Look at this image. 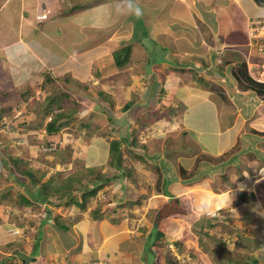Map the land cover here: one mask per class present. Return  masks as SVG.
I'll use <instances>...</instances> for the list:
<instances>
[{
  "label": "crops",
  "instance_id": "obj_1",
  "mask_svg": "<svg viewBox=\"0 0 264 264\" xmlns=\"http://www.w3.org/2000/svg\"><path fill=\"white\" fill-rule=\"evenodd\" d=\"M18 1L0 0V12L10 15ZM77 1L28 0L18 42L8 43L4 52L6 62L49 60V68L67 73L74 83L84 82L93 66L95 78L113 77L110 87L125 100L122 111L130 110L133 117L129 126L116 116L117 126L107 133L114 139L133 135L134 155H124L130 176L119 177L110 167L114 187L100 188L99 202L94 199L84 209L71 204L61 214L59 204L48 198L39 210L50 217L38 222L33 247L37 241L39 255L33 257L32 247L18 243L24 225L15 222L21 203L17 194H28L3 173L0 188L11 189L5 198L0 191V264H32L28 257L37 264L39 259L42 264H143L139 258L145 244L155 255H166L168 259H157L161 264L163 259L169 264H243L250 257L264 264V97L239 88L234 78L246 56L260 61L248 45V25L264 19V5L255 0H129L142 9V21L134 23L124 0H97L70 13L93 0ZM65 2L70 11H63ZM40 14L46 18L37 19ZM3 25L10 29L9 20ZM126 45L128 61L117 67L113 53ZM86 148L83 157L90 162L85 167L107 164L108 141L95 137ZM95 203L101 205L97 218L91 215ZM55 218L67 230L56 227ZM157 231L162 248L154 243ZM226 233V253L216 257L211 247V260L202 247L212 239L221 249ZM199 235H206V244ZM168 242L180 260L168 252Z\"/></svg>",
  "mask_w": 264,
  "mask_h": 264
},
{
  "label": "rangeland",
  "instance_id": "obj_2",
  "mask_svg": "<svg viewBox=\"0 0 264 264\" xmlns=\"http://www.w3.org/2000/svg\"><path fill=\"white\" fill-rule=\"evenodd\" d=\"M93 1H90V2L92 3ZM27 2L28 0H19L18 3L15 5V9L13 10V13H11L10 15L7 12L4 13L3 10H1L0 12V121H1L0 130L4 132L5 134H7V136L5 137L2 136L0 138L1 150L3 149L5 152H7V154L17 156V155H23L24 152H28L27 147L29 148V146H30V149L35 148L34 146H32V144H35L36 141L40 142L39 146L43 144L42 141H43L44 135L42 133V128H43V123H44L43 118L45 115L44 111H46L47 107L53 108L52 113L58 111L57 107H54V106L51 107L49 105V103L47 102L48 99H52V100H55V98L58 99L59 102L64 105L63 110L66 116L70 114V106L76 107L79 109L78 112L74 113L73 115L74 119L72 120L73 122H71V124L77 125L78 123L82 121H90V118L92 116L95 117V120H96L95 122L98 125V127L94 125L95 123L93 124L90 123L91 128H93L92 131H90V133L88 132L85 133L86 129H82L81 130L82 134H78V132L75 130V126H70V122H69V125L66 127V129L59 132L60 136L56 137L55 140L53 139L52 140L58 142L62 138H68L70 136L69 135L70 131L73 134H77V135H75L74 137L70 136V141L69 142L66 141V143H63L64 145H58L61 147L59 151H56V153H53V152H44L42 150L44 154L37 155L36 158L27 157L28 165L30 168L32 169L35 168L36 170H39V171H43V170L48 171L47 172L48 175L46 176L44 175V177L42 178V181L48 180L49 178L47 176L49 177L54 176L56 178L55 182L58 181L59 184H61L60 182L61 181L63 182L64 180H66V183H67L68 178L69 179L71 178V180L75 179L74 182L70 181V184H69L70 186L67 185L65 186V188H69V191L75 188L74 191H72V197L76 198L78 201L80 200L81 202L80 191H75L79 182L81 183L82 180H83V183H86L89 181L90 183L93 182L92 180L96 178V173H100L102 177L111 176L115 173L111 170L108 163L102 167L100 166L89 167L93 171L88 173L87 172L88 169L87 167H85V165L87 164V162L89 163L90 161L88 159L85 161V158L83 157L84 153H80V152L83 151L82 149L86 150L87 149L86 146L89 140L90 139L92 140L95 137H100L102 140H105V141H110L114 139V134L109 135L107 133V131H109L111 127L117 126L116 119L114 118L116 116L118 118H120V116H123L125 118V121H128V125L130 126L131 125L130 119H132L133 117L132 116L133 112L131 111L132 113L130 114V110H127L126 112L122 111L125 100H122L121 98H119L118 93H116V90L114 92V88L110 87L111 85L110 81H113L114 78L110 77L109 80H107L108 77L95 78V76L93 75L95 71V66H93V69L91 70V72H89L86 78L84 79V82L86 81V83H84L83 80L79 81L78 83L76 82L74 83L71 80L72 78L70 79L68 78L69 75L67 73L60 74L58 71H56V69H54V67L49 68V66H51L49 60L40 59V61H38V64L36 63L34 65L32 64L24 65L23 64L24 60L22 59L19 60V58H17L16 60L13 59L10 62H6L4 52L6 51V49H8L7 48L8 43L14 44L18 42L16 34H18L20 30L19 19L20 17L25 16L24 12H26V10H28L30 6L27 4ZM76 2H79V1L70 0L69 3L73 4ZM128 2L129 0H124V3L126 5ZM69 3H66V5L63 4L64 6L63 11H67L70 8ZM20 6H21V9H20ZM53 11H54V8H53ZM57 14L61 15L60 6H59V9H57ZM7 15L12 16V17H10L9 19L8 17L5 18ZM129 17H131V20L134 23L138 21H142V15L136 16L133 12L131 13V15H129ZM4 19H6L7 21L9 20L10 29L7 28L6 30L4 28V25H3ZM7 32H9V35H6L8 34ZM144 45L147 46L148 51L150 52L149 55L152 56L154 49L152 48L151 43L149 44L146 40V44L144 43ZM149 55H148L147 63L149 60L151 61V59H149ZM41 62H42V65H41ZM55 75L58 77H56ZM37 77H38V80H36L37 81L36 82L34 80ZM27 80H30L29 81L30 83L28 82V84H25L27 83ZM84 84H86L87 87ZM87 84H89V86ZM87 88H90V89H87ZM97 90L99 91L103 90L102 92L105 91L107 93L106 94L104 92L105 94L104 101L106 102V105L101 101L98 104V106L95 108V106L93 107L94 102L92 103L91 101L93 100L92 98L95 99L94 93L99 92ZM137 91L138 89L136 90V92ZM21 93L25 95L21 96ZM67 93L69 94L68 96H66ZM102 108L104 109L102 110ZM91 113H92V116H91ZM121 113L128 114L127 115L128 117L125 115H122ZM22 121H23V125L21 124ZM24 121H26V123L28 122L27 125ZM4 123L7 125L4 126ZM19 123L21 125H19ZM125 124L127 123L125 122L123 126H125ZM123 126H121L122 127L121 130L124 132L125 127ZM116 128L115 130H118ZM126 131L127 130H125V132ZM145 135L146 134H144L141 139L144 142L148 141V139H145L147 138L145 137ZM131 137H133V135ZM131 137L130 139H133ZM134 138L135 140H137L135 136ZM82 146H85V147L81 148ZM47 148H49V146ZM22 149L24 151H22ZM74 150L78 153L77 157L73 155L70 156V151H74ZM99 150L101 154L104 153V151L101 148ZM54 162L55 164L51 166V164ZM0 172H1L0 177L2 178L5 175H8L2 169ZM3 173L5 175H2ZM75 174L78 176H74ZM15 185H16L15 186L16 188L21 187L17 183ZM82 186L86 187L84 184ZM104 186L102 188H112L114 187V182L106 183ZM9 189L11 188H0V191H2V197L5 198V196L7 195V191ZM29 190H32V189L25 188V192L27 194ZM16 192L18 191H14V193ZM102 194H98L99 197H101ZM22 196L24 195L22 194ZM33 197L34 198H32V196L29 197V194H28V197H26L28 198V201L30 202V204L25 203L26 198L21 200L20 211L22 209L24 210L23 211L24 213L22 212L23 215L19 213L20 211L18 209L15 211V214H16L15 216L19 217V218L17 217L15 218V222L19 224L22 223V225H24L23 230H25L24 232L23 230L20 231L21 234L18 235L20 236V239H19L20 241H18V243H20L21 246H25V247L30 246L32 247V249H34L33 248L34 235H35V232L37 231L38 222L42 217L46 215V212L44 210H42V212L41 210H39L40 208H42L41 205L44 204V203H41L40 200H38V199H41V195L35 194L33 195ZM96 198L97 197L95 196L94 198L95 201L99 202V200ZM94 199L92 198L91 201H93ZM95 204L98 205L97 203ZM74 206L76 205L74 204ZM58 207H60L61 212H62L61 214H63L65 213V211H68V209L70 208V204L66 205L64 204V202H61L59 203ZM166 210L167 208L158 212L159 214L157 217L159 218L160 213L165 212ZM75 212L76 211H74L73 213L71 212L70 214H74ZM204 216L206 217L207 215L204 214ZM7 217H10L9 214H7ZM46 221L47 220L43 221L44 225L48 223V222L45 223ZM220 226L222 228L221 231H226L228 233L227 228H223L222 225ZM227 233L222 237L223 240L228 239ZM95 235L97 237L99 236L97 230L95 231ZM199 237H200L199 241L201 240V242H203L204 240L205 244L209 240L206 237V235H199ZM211 240H210L211 242L210 246H208L207 248L202 247L203 253L208 254L209 258L213 260V257H212L213 254L210 253L212 252V250H210L212 247L214 251L217 253L216 257L220 258V254L226 253V246L228 244L225 240L222 241L220 239V241L223 242L222 245H224L220 249L218 247L219 243H217V241L215 240L214 241H211ZM26 242L28 245H26ZM205 244L202 243L203 246H205ZM229 244H231L232 246L233 245L232 241ZM121 248L123 247L121 246ZM146 248H148L147 244H145L144 246V251H143L144 253L142 254L141 258H139L141 262H144L143 264H161L159 263V260L157 259H160L161 257L168 259L166 255L157 253L158 254L157 256L155 255L156 252H150L149 250H146ZM35 249L31 253L34 255L33 257H35L38 254V252H36ZM132 254H134V251L132 252ZM144 258L146 260L142 261V259ZM25 259H27L26 262L28 263L37 264L35 261H32V257H28ZM40 260L41 259H39V261ZM187 260L188 259L181 260L180 263H185L187 262ZM39 261H38V264H42V262L41 261L39 262ZM6 264H19V263L17 260L14 262H8ZM162 264H169V263H167L163 259Z\"/></svg>",
  "mask_w": 264,
  "mask_h": 264
},
{
  "label": "trees",
  "instance_id": "obj_3",
  "mask_svg": "<svg viewBox=\"0 0 264 264\" xmlns=\"http://www.w3.org/2000/svg\"><path fill=\"white\" fill-rule=\"evenodd\" d=\"M256 3L258 5L263 6L264 5V0H255ZM98 4V1L95 0L92 3H88V4H84L83 6H76L75 8H72V10L70 11V13L72 12H78L81 11L83 9H86L88 7H91L92 5H96ZM129 54H130V47L129 46H124L118 50H116L113 53V59L115 62V65L117 67H121L125 64L126 61H128L129 58ZM234 78L237 81V84L239 86V88L243 89V90H252L255 93H257L258 95L264 97V83H257L255 82L252 78H250L247 74V68L245 67V64L240 62L237 71L234 72ZM52 79V78H51ZM106 93V92H105ZM65 94V93H64ZM107 94V93H106ZM24 96L25 94L21 93V96ZM69 94L67 93L66 96H68ZM98 98L95 101H91L93 103V107L95 106V108L98 106V104L102 101L105 105L106 102L104 101L105 98V94L102 91H99L97 93ZM82 99V98H81ZM49 103V105L51 107H57L58 111L52 113V109L53 108H48L46 109L44 118H43V128H42V133H43V141L41 145H44L45 147H48L49 144L55 140L56 137L60 136L61 131H63L64 129H66V127L69 125L70 122V126H75V130L78 132V134H82V129H86L85 133H90V131H92L93 128H91L90 123H95L94 125L96 127H98V125L96 124V120L95 117L92 116L91 113V118L90 121H82L80 123L76 124H71V122H73L72 120L73 115L75 112H78V108L76 107H71L70 106V116L65 114L63 108L64 105L62 103L59 102L58 99L55 98V100L52 99H48L47 101ZM49 106V107H50ZM127 106H125V108L127 109ZM104 107V106H103ZM98 109V108H97ZM104 108H102L103 110ZM101 110V111H102ZM52 113V114H51ZM51 116L50 120H47L46 118L48 116ZM26 123V121H24ZM1 123V121H0ZM21 123V122H20ZM19 125H23V121L22 123ZM28 123V122H27ZM26 123V125H27ZM1 125V124H0ZM1 128V126H0ZM71 137H74L77 134H73L70 131L69 134ZM2 136H7V134H5L4 132H2L0 130V138ZM124 138V139H123ZM53 139V140H52ZM30 142V141H29ZM131 140L129 139V137H122L120 139H112L110 141H108V145H109V154H108V165L117 173V176L119 177H124L125 175L130 176V171L127 168V166L124 167V163H125V159H124V155H129L132 154V149H131ZM40 142H37L35 144H32V146H34L35 148H31L30 146L28 149V152H24L23 155H17V156H13L10 154H7V152H5L3 149L1 150V144H0V171L1 169L6 171L8 173V175H6L9 179H11L13 182H16L17 184H19L21 187L24 188H29L32 190L28 191L29 197L33 195H41V199H38L41 201V203L47 202L48 198H52L54 201H56V204H59L61 202H64V204L68 205V204H75L76 206H78L80 209H84L87 205L88 202L91 201V199L95 198L97 191L102 188L106 183H110L112 182L116 177L114 176L115 174L111 175V176H107V177H102L100 175V173H96V178L94 180H92L93 182L90 183L86 182L83 183V180L81 181V183L79 182V184L77 185V188L75 191H82L81 192V202L78 201L76 198L72 197V191H74L75 188H73V190L71 189L69 191V188H65V186L70 184L71 182H74L75 179L71 178L67 180H64L63 182L61 181L59 184V182H55V177H48V180L42 181V178L44 177V175L46 176V173L48 171H39L36 170L35 168L32 169L29 167L28 165V161H27V157L29 158H36L37 155L40 154H44V152L41 150V145L39 146ZM132 145H134L132 143ZM61 147L58 146L55 151H53V153H56V151H59ZM71 149V148H70ZM22 151H24L22 149ZM82 153V152H80ZM77 152L75 151H70V156H76L77 157ZM134 155V153L132 154V156ZM64 161V159H63ZM62 162V161H61ZM54 163L51 164L54 165ZM87 172H91L93 171L90 168H87ZM1 175V172H0ZM74 176H78V175H74ZM54 182V183H53ZM85 185L86 187L82 186ZM89 184V185H88ZM53 185V186H52ZM70 186V185H69ZM84 188V189H83ZM34 189V191H33ZM40 193V194H39ZM20 194V193H18ZM17 196H20V199L23 200L24 196H22L21 194ZM25 203L26 204H30V202L28 201V198L25 199ZM101 205H97L92 211H91V215L93 218H97L99 216V214L101 213ZM47 216V218L50 217V215L46 214L45 217ZM46 220V219H45ZM44 220V221H45ZM211 222V221H210ZM210 222H208V227H211L212 225L210 224ZM56 227H60V229L62 230H67V226L64 224H61L59 220H57V218L54 219V223H53ZM205 227L204 223L200 224V228ZM162 239V233L157 231L155 232V241L154 243H157L156 246L162 248V246H164V243L161 242ZM37 246V241L35 242L34 245V249ZM167 248V245H166ZM33 249V250H34ZM168 250V249H167ZM168 252L170 253V251L168 250ZM174 257V256H173ZM248 257H246L247 259ZM174 259V258H173ZM177 261V259H175ZM258 261L255 258L250 257L248 260L244 261L243 260V264H257Z\"/></svg>",
  "mask_w": 264,
  "mask_h": 264
},
{
  "label": "built area",
  "instance_id": "obj_4",
  "mask_svg": "<svg viewBox=\"0 0 264 264\" xmlns=\"http://www.w3.org/2000/svg\"><path fill=\"white\" fill-rule=\"evenodd\" d=\"M41 18H45L46 14H41ZM248 45L250 48H253V51L255 54H257L260 58V61L253 62L250 59V55L246 56L244 61L247 67V71L250 75V77L257 83H264V19H253L250 20L248 25ZM51 116H48L47 120H50ZM7 124L4 123V126ZM66 139V140H64ZM70 141V136L68 138H62L60 141H52L49 144V148L45 147L44 145H41V150L44 152H53L58 147V145H64L63 143H66ZM17 232V229L14 227ZM12 229V230H13ZM167 249L170 251L171 255L176 257L178 260H180L176 247L172 242H168Z\"/></svg>",
  "mask_w": 264,
  "mask_h": 264
},
{
  "label": "clouds",
  "instance_id": "obj_5",
  "mask_svg": "<svg viewBox=\"0 0 264 264\" xmlns=\"http://www.w3.org/2000/svg\"><path fill=\"white\" fill-rule=\"evenodd\" d=\"M128 7L129 11L133 12L135 15L139 16L142 14V9L139 6H134L131 2L129 3ZM40 15L37 16V19L43 20L46 18H41ZM7 214H11L10 210L8 209L5 210V215L7 216Z\"/></svg>",
  "mask_w": 264,
  "mask_h": 264
}]
</instances>
